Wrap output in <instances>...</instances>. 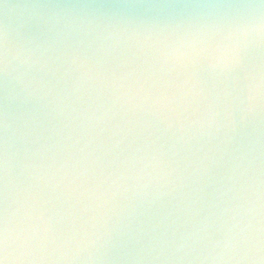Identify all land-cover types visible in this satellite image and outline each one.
<instances>
[{
	"label": "water",
	"instance_id": "95a60500",
	"mask_svg": "<svg viewBox=\"0 0 264 264\" xmlns=\"http://www.w3.org/2000/svg\"><path fill=\"white\" fill-rule=\"evenodd\" d=\"M259 4L0 0L7 207L50 218L43 264H264V42L208 66Z\"/></svg>",
	"mask_w": 264,
	"mask_h": 264
},
{
	"label": "clouds",
	"instance_id": "9594fccd",
	"mask_svg": "<svg viewBox=\"0 0 264 264\" xmlns=\"http://www.w3.org/2000/svg\"><path fill=\"white\" fill-rule=\"evenodd\" d=\"M253 7L264 8V0H260L259 5ZM264 42V15L252 17L247 23L239 26L230 37L228 43L218 49L209 62L210 69L232 70L241 63V49L248 48L253 43ZM2 70L5 75L9 74V60L7 49H5ZM198 81L195 85H198ZM203 91V89H200ZM264 99V72L248 75L247 83V105L242 108L241 118L251 114L258 102ZM231 116V111L227 113ZM211 122V121H210ZM7 126V125H5ZM7 174V160L5 159ZM27 220L19 228L9 219L7 213L6 224V244L3 264H43L49 257L41 254L48 239L55 240L51 220L43 213L32 219L31 212L26 213ZM62 259L72 260L75 257L62 256ZM91 258V257H90ZM250 259L264 262V255H257Z\"/></svg>",
	"mask_w": 264,
	"mask_h": 264
},
{
	"label": "snow or ice",
	"instance_id": "6c2138e0",
	"mask_svg": "<svg viewBox=\"0 0 264 264\" xmlns=\"http://www.w3.org/2000/svg\"><path fill=\"white\" fill-rule=\"evenodd\" d=\"M2 64V61H0ZM3 126V119L0 116V127ZM6 168L2 149H0V264H3L6 244V224H7V197H6Z\"/></svg>",
	"mask_w": 264,
	"mask_h": 264
}]
</instances>
